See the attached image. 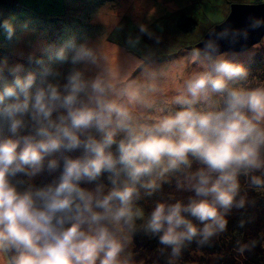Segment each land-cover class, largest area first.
Wrapping results in <instances>:
<instances>
[{
  "label": "clouds",
  "instance_id": "obj_1",
  "mask_svg": "<svg viewBox=\"0 0 264 264\" xmlns=\"http://www.w3.org/2000/svg\"><path fill=\"white\" fill-rule=\"evenodd\" d=\"M15 19L0 18L8 41ZM237 36L247 31L224 29L190 50L201 70L170 101L179 110L157 107L154 74L129 80L102 68L86 40L44 48L60 67L34 51L0 58V264H129L121 255L126 230L144 215L134 206L140 189L150 195L154 176L190 167V157L204 165L190 186L196 198L158 203L145 230L173 255L223 232L238 176L264 169V87L232 86L248 72L220 51L219 41ZM43 173L53 179L42 186L17 179ZM252 183L264 187L260 178Z\"/></svg>",
  "mask_w": 264,
  "mask_h": 264
},
{
  "label": "rangeland",
  "instance_id": "obj_2",
  "mask_svg": "<svg viewBox=\"0 0 264 264\" xmlns=\"http://www.w3.org/2000/svg\"><path fill=\"white\" fill-rule=\"evenodd\" d=\"M17 2V6L13 5ZM9 7L0 6V18L14 16L16 37L12 41L0 32V58L16 60L15 52L34 51L49 61L46 46L55 51L70 38L87 41L97 52L100 66L115 69L121 77L146 81L155 75L160 91L155 94L157 107H179L170 101L178 94L194 71L201 70L191 60L190 50L204 39L213 27L228 16L233 4L249 5L264 0H11ZM6 5V4H4ZM51 17H54L52 19ZM181 17L196 23L184 33L177 27ZM143 28V31L141 30ZM19 37V41H17ZM38 41H35V39ZM42 39H45L43 42ZM222 53L234 58L248 72L245 80L232 86L264 87V37L242 49H226ZM66 67V66H65ZM199 107V106H198ZM146 115L153 110H144ZM120 137H118L119 139ZM35 186L49 183L53 176L43 173L28 181ZM107 184L106 178L103 181ZM136 219L121 259L129 264H157L155 249L162 244L158 235L145 230L148 218ZM136 231V232H135ZM137 233L138 240H133Z\"/></svg>",
  "mask_w": 264,
  "mask_h": 264
},
{
  "label": "trees",
  "instance_id": "obj_3",
  "mask_svg": "<svg viewBox=\"0 0 264 264\" xmlns=\"http://www.w3.org/2000/svg\"><path fill=\"white\" fill-rule=\"evenodd\" d=\"M13 2V5L17 6V3ZM4 4L0 3V6L6 7ZM195 26L193 20L185 17L177 21L178 29L184 33L192 31ZM173 110H179V107ZM189 159L190 167L182 166L163 177L154 176L159 187L150 195L146 190L140 189V198L134 206L143 213H151L158 203L170 205L180 202L186 205L190 199L196 198L190 186L195 183L193 177L204 165L191 157ZM253 177L264 180V169L250 171L247 175L241 173L238 176V193L233 207L224 215L227 224L223 232L216 233L204 243L199 242L200 237L185 242L179 255H173L172 248L162 244L154 252L157 264H264V187L253 185ZM241 200L243 206L237 207L236 204ZM185 215L197 227H203L194 218ZM133 240H138L137 233L133 234ZM241 245H248L250 250L239 253L237 249Z\"/></svg>",
  "mask_w": 264,
  "mask_h": 264
},
{
  "label": "water",
  "instance_id": "obj_4",
  "mask_svg": "<svg viewBox=\"0 0 264 264\" xmlns=\"http://www.w3.org/2000/svg\"><path fill=\"white\" fill-rule=\"evenodd\" d=\"M4 2L6 6H10L11 0H0V3ZM254 21H260V26L252 27ZM224 29H228L230 32L247 31V38L237 36L235 37V43L221 40L219 41L220 51L242 49L260 41L264 37V2L249 5L233 4L226 19L205 34L204 39L196 44L197 48L202 49L204 42L209 39L214 40L217 34Z\"/></svg>",
  "mask_w": 264,
  "mask_h": 264
},
{
  "label": "crops",
  "instance_id": "obj_5",
  "mask_svg": "<svg viewBox=\"0 0 264 264\" xmlns=\"http://www.w3.org/2000/svg\"><path fill=\"white\" fill-rule=\"evenodd\" d=\"M16 2V1H15ZM17 3V2H16ZM52 19H54V17H51ZM35 39V38H34ZM43 42L45 41V39H42ZM35 41H38L37 39H35Z\"/></svg>",
  "mask_w": 264,
  "mask_h": 264
},
{
  "label": "flooded vegetation",
  "instance_id": "obj_6",
  "mask_svg": "<svg viewBox=\"0 0 264 264\" xmlns=\"http://www.w3.org/2000/svg\"><path fill=\"white\" fill-rule=\"evenodd\" d=\"M5 3V2H4Z\"/></svg>",
  "mask_w": 264,
  "mask_h": 264
}]
</instances>
